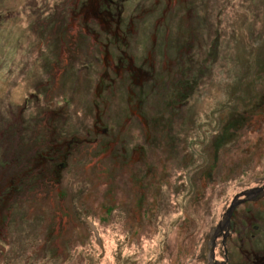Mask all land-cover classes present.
Listing matches in <instances>:
<instances>
[{
    "label": "rangeland",
    "instance_id": "374dc122",
    "mask_svg": "<svg viewBox=\"0 0 264 264\" xmlns=\"http://www.w3.org/2000/svg\"><path fill=\"white\" fill-rule=\"evenodd\" d=\"M70 1L0 0V264H205L235 195L264 181V0H181L160 14L147 0V24L134 23L148 35L130 44L142 48L148 77L134 82L126 69L125 84L101 83L109 106L96 130L97 112L81 98L99 85L77 82L92 72L61 70L57 59L60 37L84 38L59 24ZM128 91L143 105L129 104ZM60 96L71 100L56 133L89 131L98 143H85L55 194L39 166L24 172L19 162L30 163L24 152L34 135L45 138L42 115ZM254 203L237 211L264 227V199Z\"/></svg>",
    "mask_w": 264,
    "mask_h": 264
},
{
    "label": "flooded vegetation",
    "instance_id": "af4514ba",
    "mask_svg": "<svg viewBox=\"0 0 264 264\" xmlns=\"http://www.w3.org/2000/svg\"><path fill=\"white\" fill-rule=\"evenodd\" d=\"M147 0H138L135 3L139 2L140 4L133 7L134 9L139 7L141 12H133V8L130 5H134L132 2L126 0H72L69 3L64 2L62 10L66 11L67 18L62 17L59 21V24L63 26L66 24L72 23L77 26L79 31L84 30V38H79L80 34L78 32L73 33L71 36H76V39H73L69 44V41L65 38L60 37L61 49L58 52L57 59L61 63V70L66 67L74 68L77 66L79 71L88 70L92 72L93 80H81L78 79L77 82L82 81L87 85L88 88L92 86L98 91V96L95 97V94L88 93L92 97L85 96L81 99L87 100L92 107V110L95 109L97 114H94V117H97V123L93 122L91 128L88 130L100 129L104 127L105 115L101 111V107L106 104L107 107L104 110L105 113L108 110V100L102 98L101 93H105L108 90L100 91V87L103 86L101 83L103 81H109L110 85L114 82L119 84L126 83V74L125 70L127 69L131 73L132 80L134 82H142L146 80V77L142 75L145 70V66H140L139 62H136L137 53L134 50L129 49L132 41L128 35H142L141 37H147L148 31L144 29V26L147 24L148 19L146 18L149 15V9L146 6ZM155 0L154 5L157 6V10L160 14V4L161 5H179L181 0ZM147 3H149L147 1ZM56 5H60L57 3ZM127 10L130 11L127 13ZM160 21V18L158 19ZM145 22L143 28L138 30L134 22ZM125 33V34H124ZM117 35L119 40L116 41L114 36ZM127 35V37H126ZM159 35V34H158ZM69 37V36H67ZM136 39V38H135ZM160 40V39H159ZM157 40V43L159 42ZM91 41V46L88 47V44ZM78 42V44H76ZM69 44V45H68ZM157 45V44H156ZM68 47L71 50H68ZM72 47V48H71ZM80 48L84 51L89 49L90 54H86L80 51ZM78 50V51H77ZM141 52L140 50H137ZM51 50V58L53 59ZM126 55L127 62H124L122 59ZM54 63L57 65V60H54ZM80 64V65H79ZM146 64V62H145ZM60 73V71H59ZM112 74V75H111ZM148 77V76H147ZM92 84V85H91ZM129 95L127 99L129 104L143 105L144 101L142 98L137 97L136 93L128 91ZM133 94H132V93ZM96 93V91H94ZM76 94V93H75ZM133 95V97H131ZM121 98V97H120ZM132 98V99H131ZM71 100V99H70ZM69 100V101H70ZM77 104L76 99H72ZM68 98H57V103L53 105L47 112L42 115L44 121L48 120L51 124L46 125L48 127L47 139L38 143V148L41 150L45 148V158L43 161L38 163V158H36L35 153H33L32 162L34 165H43L48 169L47 177L50 179V182L54 184L51 179V175H55V168L61 163V159L64 158V153L69 150L83 149L84 143H90V132L80 131L81 138L79 141H74V139H69L67 136H63L62 132L56 133L58 130L52 124L55 121L60 120L66 121L64 118V110L59 108L60 106L66 105ZM133 102V103H132ZM89 110V109H87ZM87 115L90 114L86 112ZM90 111V110H89ZM22 112V110H21ZM135 114V110L132 111ZM37 111L34 114L33 119L42 118ZM110 117V116H109ZM108 117V118H109ZM106 118V119H108ZM111 119V118H109ZM108 119V120H109ZM106 132V131H105ZM100 132H97V135ZM100 137V136H99ZM98 140L93 139L90 144L97 147ZM86 145V144H85ZM20 153L18 154V156ZM41 160V159H39ZM64 160V159H63ZM21 163V169H24V165ZM57 177V176H56ZM18 181V180H17ZM59 177L56 179V183H59ZM263 197V198H262ZM264 199V195L258 196V199ZM248 203V202H246ZM254 203V202H253ZM256 203V202H255ZM254 203V204H255ZM236 212V216H235ZM258 221V222H256ZM254 223V224H253ZM264 230V227L261 226V219L256 217L254 213L250 210H234L230 225L225 227L223 230L214 231V237L216 238L219 235V244L220 251L223 254V258L219 260H213L212 257H208V261L204 262L205 264H264V248L260 246L264 245V235L261 233ZM259 233V235H258ZM249 242H257L255 246H250ZM252 243V244H253ZM259 246V247H258ZM217 255V254H216Z\"/></svg>",
    "mask_w": 264,
    "mask_h": 264
},
{
    "label": "trees",
    "instance_id": "16d2710c",
    "mask_svg": "<svg viewBox=\"0 0 264 264\" xmlns=\"http://www.w3.org/2000/svg\"><path fill=\"white\" fill-rule=\"evenodd\" d=\"M132 41H130L129 42V44L131 43ZM157 44V41L154 43V45L152 46L153 48H151V47H149V51H148V55H149V59H150V61H151V67H154L155 68V64H157L158 63V58H159V55H158V51H157V49H156V45ZM129 49H131V47L129 48ZM139 49H142V48H136V49H133L134 51H136L138 54H140V52H138L137 50H139ZM137 53H135V54H137ZM141 55V54H140ZM144 58V61H146V59H145V57H143V56H139V55H137V59H135V61L136 62H138L139 60H141V59H143ZM156 70V69H155ZM142 75L144 76V77H147L148 76V73L146 72V71H143V73H142ZM32 93L33 92H30V94L32 95ZM132 93V92H131ZM134 93V92H133ZM132 93V94H133ZM29 94V95H30ZM131 97H133V95L131 96ZM50 98L52 99L53 97L52 96H50ZM57 98H67V97H62V96H60V97H57ZM132 99V98H131ZM69 102V101H68ZM67 102V103H68ZM26 103V102H25ZM23 109L24 110H26V107L24 106L23 108H21L20 110H19V113H22L23 112ZM169 109H170V107H169ZM21 110H22V112H21ZM45 126H44V129H48V127H47V125H46V123L44 124ZM63 131H65V133H62L63 134V136H67V137H69V139H74V141H79L80 140V138H81V133H80V131H78V132H75V133H73V132H71L72 134H70V135H67L66 133L69 131V130H63ZM2 134H3V132H2ZM1 134V137L3 138V135ZM65 134V135H64ZM137 139V138H136ZM136 141V140H135ZM147 147H148V145H147ZM46 150H45V148H43L42 150L40 149V148H38V150L37 151H34V150H26L24 153L25 154H27V156H25V157H27L29 160H30V163L29 164H27L26 166H24V169L22 170V171H28V170H30L31 169V167H35V168H37L38 169V166L40 167V171H41V175H40V180L45 184H47V185H51V187H54L53 189H55L54 190V192H55V194H57L56 193V190L57 189H59V187L60 186H57V184H56V179L59 177V179H60V177L62 178V174H63V171L64 170H67V171H69V170H71L70 169V165H71V162H72V160H74V158L75 159H77V156H78V153H76L77 151L76 150H74V151H72V150H69V151H66V153H64V158H62L61 160V163L59 164V166L57 167V168H55V175H51L50 177H51V179H52V181L54 182V184L53 183H51L50 182V179L47 177V168H46V166H44V164L43 165H41V164H39V165H34L33 164V162H32V157H33V153H35V156H36V158H38V163H40V161H43L44 160V158L46 157L45 156V152ZM80 151V149H78V152ZM20 153V152H19ZM18 153V154H19ZM14 154L15 155H17L18 156V154H17V151H16V149H15V151H14ZM28 155H29V157H28ZM39 159H41V160H39ZM64 159V160H63ZM19 165V164H18ZM20 167V166H19ZM25 175V174H24ZM57 176V177H56ZM16 182H18L17 181V179H16ZM59 182V181H58ZM52 189V190H53ZM51 193H53V191H51ZM59 198V197H58ZM58 198H57V201H58ZM53 199V198H52ZM61 208H62V210H63V212L65 211V207L64 206H62V205H59Z\"/></svg>",
    "mask_w": 264,
    "mask_h": 264
},
{
    "label": "water",
    "instance_id": "95a60500",
    "mask_svg": "<svg viewBox=\"0 0 264 264\" xmlns=\"http://www.w3.org/2000/svg\"><path fill=\"white\" fill-rule=\"evenodd\" d=\"M258 193H264V185L262 187H256V188H253L251 190H248L244 193H242L243 195H246L250 198H253L254 195L258 194ZM243 200H238L237 198H235L232 202V204L230 205V207L227 209L226 213H225V219H224V222L225 223H228L229 222V218L231 217L232 215V212L233 210L235 209V207L240 203L242 202ZM221 224V223H220ZM219 224V225H220Z\"/></svg>",
    "mask_w": 264,
    "mask_h": 264
},
{
    "label": "bare ground",
    "instance_id": "6f19581e",
    "mask_svg": "<svg viewBox=\"0 0 264 264\" xmlns=\"http://www.w3.org/2000/svg\"><path fill=\"white\" fill-rule=\"evenodd\" d=\"M125 34V33H124ZM129 36V38H131V39H135V38H137V36L136 35H132V34H130V35H128ZM126 37H127V35H126ZM114 39L116 40V41H118L119 40V38H118V36L117 35H115L114 36ZM157 73V72H156ZM44 124L46 123V121H44L43 122ZM45 135V138H42V139H40V140H37V137H39V136H37V135H34L33 136V138H32V140H35V142H34V144H33V147L31 148V150H34V151H37L38 150V143H40V142H42V141H44V140H46L47 139V134H44ZM84 145H85V143H84ZM26 151V150H25Z\"/></svg>",
    "mask_w": 264,
    "mask_h": 264
}]
</instances>
